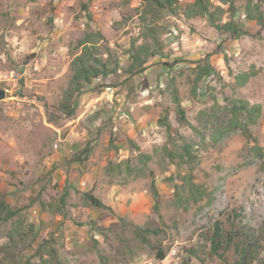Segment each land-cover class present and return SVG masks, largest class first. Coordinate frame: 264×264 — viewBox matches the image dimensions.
Wrapping results in <instances>:
<instances>
[{"label": "rangeland", "instance_id": "rangeland-1", "mask_svg": "<svg viewBox=\"0 0 264 264\" xmlns=\"http://www.w3.org/2000/svg\"><path fill=\"white\" fill-rule=\"evenodd\" d=\"M191 1L179 0L183 6ZM141 3L0 0V192L21 210L22 221L15 240L9 238L12 222L0 223V264H226L209 255L207 239L215 223L227 227L236 219L255 230L263 225L264 29L242 13L235 17L243 24L239 37L220 33L205 18L167 16L166 54L151 61L144 74L96 80L79 96L73 114L61 110L71 62L80 53L78 40L87 31H101L121 64L128 65L121 53L138 36ZM244 3L235 0L239 9ZM206 59L215 72L194 96L195 67ZM252 71L255 76L239 87L235 77ZM172 81L189 125L180 123L168 86ZM233 99L260 104L262 117L251 127V138L238 129L213 142L209 130L225 116L202 113L215 101L224 105ZM166 110L174 128L194 140L196 182L213 194L187 211L175 208L174 191L178 175L189 170L164 155L150 164L154 179L123 184L105 172L110 163L135 160L136 145L152 154L166 144L168 134L158 125ZM87 144L93 147L89 158L70 163ZM65 190L70 193L65 215L42 211L40 201L57 202ZM87 191L109 209L86 205ZM139 227L161 233L143 243L136 235ZM160 250L166 252L163 260Z\"/></svg>", "mask_w": 264, "mask_h": 264}, {"label": "trees", "instance_id": "trees-1", "mask_svg": "<svg viewBox=\"0 0 264 264\" xmlns=\"http://www.w3.org/2000/svg\"><path fill=\"white\" fill-rule=\"evenodd\" d=\"M125 1L131 2V0ZM216 1L221 5L216 4ZM84 11L92 20L87 6L84 7ZM137 12L140 31L130 47L121 53L129 60L126 66L120 62L121 55L106 44L108 40L101 31H87L78 40L76 48L80 50V53L76 54L71 62L69 85L60 103L64 114H73L79 96L84 94L96 80L119 74H123L126 79H133L144 74L151 66V61L164 56L167 44L163 38L171 33L170 26L163 22L167 16H182L187 20L205 18L211 27L220 33L234 34L239 37L244 33L243 24L237 22L235 17L242 13L241 16H245L244 19L264 29V0H245L241 9L236 6L235 0H192L184 6L179 0H142ZM226 17H229L228 21H224ZM195 71L196 77L192 90L194 96H197L199 84L215 72V68L209 59H206L202 66L195 67ZM254 76V71L241 73L235 77L236 84L244 87ZM168 86L173 102L177 106L180 123L189 125L178 87L173 81ZM202 114L210 118H215V115L219 117L221 114L225 116L220 126L209 130L210 139L213 142L219 141L224 134L238 129L251 138V127L257 125L262 117V106L251 104L245 99L228 100L224 105L215 101L210 111ZM158 125L165 128L168 134V140L164 146L156 148L152 154H149L142 153L136 145L138 155L135 160L125 159L110 163L105 170L106 174L114 179L122 180L123 184L132 180L154 179L155 173L150 169V164L157 156L164 155L165 159L176 165L178 169L189 170L178 175L174 191L175 208L187 211L193 205L205 200L210 201L213 194L204 185L197 183L194 175L193 165L198 158L194 140L187 139L174 128L168 110L159 118ZM199 132L204 134L203 131ZM92 151L93 147L87 144L84 149L74 154L70 163H83ZM154 194L158 196L156 190ZM82 196L84 203L88 206L96 209H109L100 198L95 196L93 191H87ZM69 199L70 193L65 190L57 202L40 201V206L43 212L62 216L66 214ZM20 216L21 210L13 209L0 192V223L12 222L13 227L9 231L10 240H15L20 234L22 225ZM160 233V229L148 227L136 229V235L143 243H148V236ZM207 241L210 245V257H217L226 264L230 261L232 264H264V223L260 229L255 230L241 225L236 219L230 221L227 227L221 222H216ZM194 256H197L196 253ZM158 257L160 260L165 259L166 252L160 250Z\"/></svg>", "mask_w": 264, "mask_h": 264}, {"label": "water", "instance_id": "water-1", "mask_svg": "<svg viewBox=\"0 0 264 264\" xmlns=\"http://www.w3.org/2000/svg\"><path fill=\"white\" fill-rule=\"evenodd\" d=\"M4 98V93H0V99Z\"/></svg>", "mask_w": 264, "mask_h": 264}, {"label": "built area", "instance_id": "built-area-1", "mask_svg": "<svg viewBox=\"0 0 264 264\" xmlns=\"http://www.w3.org/2000/svg\"><path fill=\"white\" fill-rule=\"evenodd\" d=\"M107 90H108V92H109V91H111V89H110V88H108ZM112 91H113V90H112Z\"/></svg>", "mask_w": 264, "mask_h": 264}]
</instances>
